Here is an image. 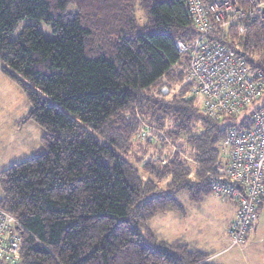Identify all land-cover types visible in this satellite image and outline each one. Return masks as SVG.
Segmentation results:
<instances>
[{
  "label": "trees",
  "instance_id": "obj_1",
  "mask_svg": "<svg viewBox=\"0 0 264 264\" xmlns=\"http://www.w3.org/2000/svg\"><path fill=\"white\" fill-rule=\"evenodd\" d=\"M197 35L187 0H0V70L42 133L36 154L0 171V209L21 240L18 258L0 264H210L205 250L167 241L151 223L184 216L182 195L211 194L222 139L242 127L239 115L202 110L175 43ZM207 38L264 72V23H230ZM140 141L173 153L149 155Z\"/></svg>",
  "mask_w": 264,
  "mask_h": 264
},
{
  "label": "built area",
  "instance_id": "obj_2",
  "mask_svg": "<svg viewBox=\"0 0 264 264\" xmlns=\"http://www.w3.org/2000/svg\"><path fill=\"white\" fill-rule=\"evenodd\" d=\"M187 3L198 35L189 45L179 39L175 43L180 53H188V72L201 96L202 110L213 119L239 115L242 124L227 129L221 142L225 164L210 181L211 194L236 205L227 231L230 246H236L244 242L264 206V72L250 67L235 49L207 37L238 21L264 23V0ZM17 225L12 215L0 209V257L8 262L20 252Z\"/></svg>",
  "mask_w": 264,
  "mask_h": 264
},
{
  "label": "rangeland",
  "instance_id": "obj_3",
  "mask_svg": "<svg viewBox=\"0 0 264 264\" xmlns=\"http://www.w3.org/2000/svg\"><path fill=\"white\" fill-rule=\"evenodd\" d=\"M140 22L143 21L140 19ZM27 23L32 21L27 18L22 20L13 36ZM39 30L46 40L54 38V34L44 22H40ZM29 107L21 88L0 70V171L14 162L29 158L41 148L40 127L34 121L26 119ZM141 141V146L147 149L149 155L173 153L169 146H160L157 141L152 143L156 148L151 143L145 144ZM183 199L184 195L181 196L186 212L184 216L172 212L163 213L164 216L159 218L156 215L152 219L153 227L163 239L171 241L181 238L194 248L209 251H219L227 246L213 261L214 264H264V206L258 209L257 217L245 241L236 246H228L231 243L224 229L225 218L222 209L227 203L213 194H209L200 202L187 203Z\"/></svg>",
  "mask_w": 264,
  "mask_h": 264
},
{
  "label": "crops",
  "instance_id": "obj_4",
  "mask_svg": "<svg viewBox=\"0 0 264 264\" xmlns=\"http://www.w3.org/2000/svg\"><path fill=\"white\" fill-rule=\"evenodd\" d=\"M222 200L225 203H227V206L223 207L222 209H223L224 218H225L224 229H225L226 235L228 236V233H227L228 228H229V226L231 225V223L233 222V220H234V218L236 216V205H235V203H233L231 201L224 200V199H222ZM169 213H172V212H169ZM165 214H167V213H165ZM162 216H164V215L161 214V215H157L156 217L159 218V217H162ZM182 226H184V225H182ZM156 231L159 234V232H158L157 229H156ZM228 239H229V237H228ZM228 246H230V244ZM226 248H227V246L226 247H223V249H221L219 251H215V250H213V251L205 250L209 254V256L206 259V261L209 262L210 264H214L213 261H215V259H217L218 256L221 255L220 253L224 252L226 250Z\"/></svg>",
  "mask_w": 264,
  "mask_h": 264
},
{
  "label": "bare ground",
  "instance_id": "obj_5",
  "mask_svg": "<svg viewBox=\"0 0 264 264\" xmlns=\"http://www.w3.org/2000/svg\"><path fill=\"white\" fill-rule=\"evenodd\" d=\"M164 89V88H163ZM16 236H18L19 237V235H18V233L16 232ZM20 238V237H19Z\"/></svg>",
  "mask_w": 264,
  "mask_h": 264
}]
</instances>
